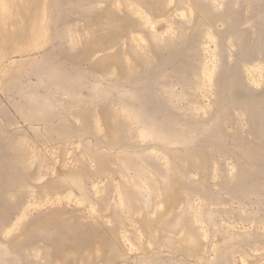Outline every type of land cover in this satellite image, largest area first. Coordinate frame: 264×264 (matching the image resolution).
<instances>
[{
    "label": "rangeland",
    "instance_id": "rangeland-1",
    "mask_svg": "<svg viewBox=\"0 0 264 264\" xmlns=\"http://www.w3.org/2000/svg\"><path fill=\"white\" fill-rule=\"evenodd\" d=\"M0 264H264V0H0Z\"/></svg>",
    "mask_w": 264,
    "mask_h": 264
}]
</instances>
